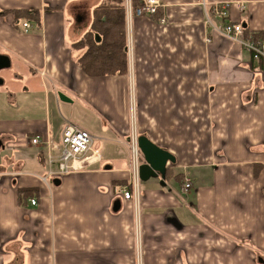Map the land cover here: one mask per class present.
<instances>
[{
  "label": "crops",
  "instance_id": "obj_1",
  "mask_svg": "<svg viewBox=\"0 0 264 264\" xmlns=\"http://www.w3.org/2000/svg\"><path fill=\"white\" fill-rule=\"evenodd\" d=\"M100 1L0 0V264H264V62L203 0H160L126 16L127 73L88 76L72 43ZM230 1L264 38V0ZM67 123L94 127L91 150L52 174ZM139 135L173 155L163 178L134 175Z\"/></svg>",
  "mask_w": 264,
  "mask_h": 264
},
{
  "label": "built area",
  "instance_id": "obj_2",
  "mask_svg": "<svg viewBox=\"0 0 264 264\" xmlns=\"http://www.w3.org/2000/svg\"><path fill=\"white\" fill-rule=\"evenodd\" d=\"M230 0H213V1H202V5L205 11V23L210 25L216 32L239 41L241 45L246 49L253 61H263L264 62V39L254 36L253 34L245 35L244 27L240 21H232L229 19L228 4ZM162 6L160 0H139V4L132 9L130 0L127 1L126 16L132 18L146 17L153 18L157 15L158 9ZM238 7L243 8V5L238 2ZM160 23H164L166 18L161 16L158 18ZM30 24L27 21H23L22 27L24 31L30 28ZM32 144H37L40 142L39 136H33L31 138ZM93 137L85 129L67 123L63 126L61 131L60 139V153L57 162V170L51 172L52 174H63L71 170L77 169V161H80L85 157V155L91 150ZM45 143H50L46 140ZM131 150L133 156L138 158V149L136 139H132ZM138 165H133V173L138 177L137 174ZM45 180V177L43 178ZM190 187V180L188 178L184 179L183 188L184 190ZM122 195L124 199H130L134 197V186L129 189L124 187L122 189ZM29 202L34 205L36 203L35 199H30Z\"/></svg>",
  "mask_w": 264,
  "mask_h": 264
},
{
  "label": "trees",
  "instance_id": "obj_3",
  "mask_svg": "<svg viewBox=\"0 0 264 264\" xmlns=\"http://www.w3.org/2000/svg\"><path fill=\"white\" fill-rule=\"evenodd\" d=\"M130 3L134 9L139 0H130ZM20 16L39 23V12L36 10L30 13L20 11ZM72 48L83 49L77 63L88 76L126 74L125 0H101L92 11L89 28L72 43Z\"/></svg>",
  "mask_w": 264,
  "mask_h": 264
},
{
  "label": "water",
  "instance_id": "obj_4",
  "mask_svg": "<svg viewBox=\"0 0 264 264\" xmlns=\"http://www.w3.org/2000/svg\"><path fill=\"white\" fill-rule=\"evenodd\" d=\"M10 61L8 56L0 54V70L8 68ZM1 82V79H0ZM62 101H70L63 94H59ZM137 149L141 155V160L137 167V174L140 180L149 177H164L167 163H174L173 155L167 150L152 142L146 135H139L136 138ZM259 261H262L261 259Z\"/></svg>",
  "mask_w": 264,
  "mask_h": 264
},
{
  "label": "rangeland",
  "instance_id": "obj_5",
  "mask_svg": "<svg viewBox=\"0 0 264 264\" xmlns=\"http://www.w3.org/2000/svg\"><path fill=\"white\" fill-rule=\"evenodd\" d=\"M74 111H75V117L78 119V118H83L85 120H87V122H90L91 121V118L90 116H86L84 117V115L86 114L82 109H79L77 106L74 108ZM68 115V114H67ZM79 120V119H78ZM80 121V120H79ZM86 126V125H85ZM88 132H93L94 131V127L92 125H88L85 127Z\"/></svg>",
  "mask_w": 264,
  "mask_h": 264
}]
</instances>
